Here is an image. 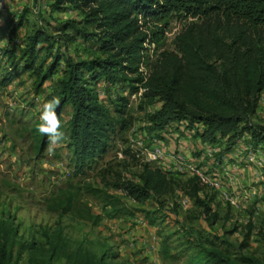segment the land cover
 Here are the masks:
<instances>
[{"label":"trees","instance_id":"16d2710c","mask_svg":"<svg viewBox=\"0 0 264 264\" xmlns=\"http://www.w3.org/2000/svg\"><path fill=\"white\" fill-rule=\"evenodd\" d=\"M51 8L76 10L81 21H64L58 35L40 27L21 36L26 14L0 28V43L5 33L9 36L7 45H0V58L10 62L0 83L8 85L32 72L40 90L63 66L46 99L60 100L56 113L61 122L66 107H71L66 146L76 175L103 157L115 135L129 126L130 100L125 92L141 88L144 102L159 106L148 116L153 129L184 121L187 127L196 128L204 142L227 138L225 151L246 136V143L254 147L264 143V124L252 122L264 98V0H53ZM172 15L194 20L176 35L175 49L163 50L149 65L146 78L140 70L142 64L148 65L146 45L159 42ZM151 21L154 25L147 27ZM78 40L89 57L76 59L62 53L64 46ZM42 52L46 53L43 57ZM49 57L52 59L44 69ZM100 82L105 97L98 90ZM38 136V144L44 148L48 137ZM115 186L135 201L154 199L159 207H164L178 188L194 201L197 214L191 217L200 221V227L190 225L181 241L188 264H264L252 255H232L225 247L231 243L206 227L212 228L221 215L214 206L216 193L205 194L199 177L182 180L178 174L147 162L134 180H122ZM145 213L152 223L162 218L159 211ZM16 232L12 227L0 230V264H19ZM250 234L251 229L245 240ZM169 239L167 236L162 242L164 257H174ZM245 245V241L241 243ZM77 256L83 259L80 264L104 261V257L94 260L81 250ZM54 261L53 249L49 257L32 258L29 264Z\"/></svg>","mask_w":264,"mask_h":264},{"label":"rangeland","instance_id":"374dc122","mask_svg":"<svg viewBox=\"0 0 264 264\" xmlns=\"http://www.w3.org/2000/svg\"><path fill=\"white\" fill-rule=\"evenodd\" d=\"M4 1L6 6L0 9V28L26 14L27 22L20 29L21 36L40 27L58 35L64 21H81L76 10L53 11V0ZM192 20V17L175 15L168 19L159 42L146 45V69H150L149 65L159 58L160 52L175 49L176 35ZM153 25L151 21L147 27ZM8 37L5 33L0 45H7ZM83 47L78 40L61 50L76 59L89 57ZM45 54L42 52L41 57ZM51 59L48 58L44 69ZM9 66L7 58L1 57L0 79ZM62 67L40 90L32 72L18 76L8 85L0 83V230L3 227L16 229L15 253L20 256L19 264H29L32 258H47L53 249L54 264H80L83 259L77 256L79 250L94 260L104 257L103 264H188V254L183 251L181 241L184 230L190 225L200 227V221L191 217L197 214L194 201L178 188L165 206L159 207L154 199L135 201L115 184L137 177L148 161L147 150L152 149L153 138H160L171 152L182 150L180 140L183 138L188 141L186 151L193 157L200 154L194 150V143H204V140L184 121V124L177 122L171 126L172 138L166 130L145 126L150 113L159 106L147 105L144 99L134 101L128 107L129 126L115 135L103 157L84 173L76 175L71 152L66 146L70 106L66 107L61 122L64 139L53 146L51 152L48 151L49 140L44 148L38 144L37 125L41 122L43 104L54 89ZM98 90H104L103 82L99 83ZM101 95L106 96L105 93ZM252 122L264 124L263 96ZM225 149L218 153L216 162H220ZM246 152L240 162L244 172L233 170L238 156L232 152L228 163L226 160L210 167V171L220 173L223 188L215 190L205 185V194L216 193L214 206L221 219L212 228L206 227L231 243L225 247L232 255H252L264 262V167L258 173L253 165L256 158L251 159ZM200 165L205 164L201 161ZM250 170L256 171L252 181ZM175 174L182 180L193 176L183 172ZM226 190L232 196L239 195L237 205L224 199L222 192ZM145 211H159L157 215L162 218L152 223ZM250 229V238L245 240ZM167 236L174 257L162 256V242ZM244 241L246 245L242 247Z\"/></svg>","mask_w":264,"mask_h":264},{"label":"built area","instance_id":"2783aa9c","mask_svg":"<svg viewBox=\"0 0 264 264\" xmlns=\"http://www.w3.org/2000/svg\"><path fill=\"white\" fill-rule=\"evenodd\" d=\"M6 6V3L4 0H0V9H3ZM141 71H143L145 77L147 78L150 74V69H146V65L142 64ZM100 95L104 94V90L100 91ZM143 92L144 89L141 88L139 91L134 93H129V91L125 92V95H128L129 97V106L134 101H140L143 99ZM102 96V95H101ZM159 108V107H158ZM157 108V109H158ZM177 122H172L169 124L166 128L161 130H171V126ZM184 124V122H181ZM152 121L150 119H147L144 123L145 126L152 125ZM192 132L195 133L196 128H191ZM154 144L152 145V149L147 150L148 154V163L152 164L155 167H159L163 169L164 171H172L175 173L183 172V173H191L193 176L199 177L201 183L203 185L211 186L215 190H221L223 188L222 184V178L220 176V173L218 170L210 171V167H207L206 165L199 166V163L203 161L200 159H195L191 153H188L185 150H176L174 152H171L168 150L165 143L159 138H153ZM227 142V138L220 137L217 142L210 143L209 148L206 153V157H209L213 160L212 165L214 166L217 162L218 153L221 154L223 151L222 149L225 148ZM242 142V141H241ZM253 146V144H251ZM256 152L254 153V156L252 158H256V162L259 166H263L264 163V150L263 148H253ZM167 162V164H166ZM220 163V162H219ZM126 193V192H125ZM223 197L226 201L231 202L233 205H237V199L239 198V195L232 196L229 191H223ZM127 194V193H126Z\"/></svg>","mask_w":264,"mask_h":264},{"label":"crops","instance_id":"0c3cea01","mask_svg":"<svg viewBox=\"0 0 264 264\" xmlns=\"http://www.w3.org/2000/svg\"><path fill=\"white\" fill-rule=\"evenodd\" d=\"M166 133L169 134L170 138L173 137L172 130H168ZM247 139H248V137L246 136V138H244V140L242 142H239L238 144L234 145L231 150L223 152L222 153V156L220 158L221 159L220 160V164H223L224 161L226 162V160L229 157L231 158L232 155H230V153L232 152L234 156H238V160L232 166L233 170L235 172H238V173L240 171H243L244 172L245 169L240 164V162L244 159V155H242L243 152H246V151L249 152V155L252 157V156H254V153L256 152L255 150L252 151V148H259V147H261V148H263L262 150H264V143L258 145L257 147H254V145L251 146V143L250 142L246 143V141H248ZM201 140H202V138H201ZM180 141L182 142L181 148L186 151L187 150L186 145H188V141L187 140L185 141L183 138H181ZM174 145H175V143H174ZM209 145H210V143H208V142H204V143H202V141L195 142L194 143V150H198V152H200V154L194 155V158H195V156H197V158H199V157L200 158H203L202 159L203 160V163L207 167H212L213 166L212 165L213 160L211 158H209V157L206 159V153H207V150L209 148ZM225 148H226V146H225ZM197 158H195V159H197ZM251 159H253V158H251ZM227 163H228V160H227ZM253 165H255V170L258 171V173L260 172V168L264 167V163H263V166H259L256 161L253 163ZM218 167H220V165H218ZM255 170H250V174L252 175V178H250L251 181L256 176V171ZM246 180L247 179H244V181H246Z\"/></svg>","mask_w":264,"mask_h":264},{"label":"clouds","instance_id":"9594fccd","mask_svg":"<svg viewBox=\"0 0 264 264\" xmlns=\"http://www.w3.org/2000/svg\"><path fill=\"white\" fill-rule=\"evenodd\" d=\"M59 104L60 100L55 97L52 100L45 102L40 115L41 123L37 125V131L48 137L49 152L53 150V146L60 143L65 137L64 132L60 130L61 120L56 113V108Z\"/></svg>","mask_w":264,"mask_h":264}]
</instances>
